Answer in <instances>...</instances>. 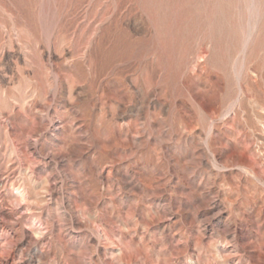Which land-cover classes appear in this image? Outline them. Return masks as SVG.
<instances>
[{
  "label": "rangeland",
  "instance_id": "rangeland-1",
  "mask_svg": "<svg viewBox=\"0 0 264 264\" xmlns=\"http://www.w3.org/2000/svg\"><path fill=\"white\" fill-rule=\"evenodd\" d=\"M0 264H264V0H0Z\"/></svg>",
  "mask_w": 264,
  "mask_h": 264
}]
</instances>
